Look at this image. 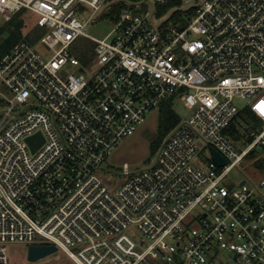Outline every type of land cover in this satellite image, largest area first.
Instances as JSON below:
<instances>
[{
	"label": "built area",
	"instance_id": "built-area-1",
	"mask_svg": "<svg viewBox=\"0 0 264 264\" xmlns=\"http://www.w3.org/2000/svg\"><path fill=\"white\" fill-rule=\"evenodd\" d=\"M23 9L45 32L0 59V264L10 242L55 245L74 264H264V0H0V19ZM106 18L104 38L87 33ZM67 64L79 72L63 77ZM171 97L189 113L152 164L124 162L115 179L107 159ZM246 97L262 122L241 121L236 140L225 130ZM244 160L262 177L233 187Z\"/></svg>",
	"mask_w": 264,
	"mask_h": 264
},
{
	"label": "rangeland",
	"instance_id": "rangeland-1",
	"mask_svg": "<svg viewBox=\"0 0 264 264\" xmlns=\"http://www.w3.org/2000/svg\"><path fill=\"white\" fill-rule=\"evenodd\" d=\"M197 0H192L196 2ZM187 3H184V7ZM87 14V13H86ZM21 17L25 22L24 32H27L37 26V20L39 16L28 10L23 9ZM4 23L3 18L0 19V26ZM115 25L114 19H99L96 22L89 23L87 26V33L95 38H104L109 32L112 31ZM5 39V35H0V43ZM37 49L45 56L50 57L49 52L42 44L36 43ZM95 63L91 64V69H85L84 72L88 75L93 74L97 70ZM79 72V65L67 64L60 74L66 77L69 73ZM236 104L243 108L251 103V98H238ZM174 108L176 112L181 116H186L189 111L184 106L183 102L178 98L174 100ZM158 121H159V109H153L148 113L143 123L138 126L136 132L126 139L113 151L110 157L105 162V168L115 171V179H119L123 170L124 162L129 164L131 171L144 169L152 164L155 158V152H153L151 146L157 138L158 133ZM246 143L248 140L246 138ZM262 149H258V152H262ZM199 156L205 161L211 157V149L208 147L204 149ZM256 167L247 164V160H244L241 164V169L234 168L229 174V182L231 186L235 187L242 179H247L248 184H251V179L255 182H259L262 173L255 169ZM37 242H47L46 239L39 237ZM29 243L26 242H10L8 243V254L10 257V264H74V262L67 257L62 251H58L56 254H61L60 258H55V254L49 255L44 259L32 262L28 260V247ZM48 260V261H46Z\"/></svg>",
	"mask_w": 264,
	"mask_h": 264
},
{
	"label": "trees",
	"instance_id": "trees-1",
	"mask_svg": "<svg viewBox=\"0 0 264 264\" xmlns=\"http://www.w3.org/2000/svg\"><path fill=\"white\" fill-rule=\"evenodd\" d=\"M172 5V4H171ZM167 6L166 8L170 7ZM21 12L16 14L10 21L4 22L0 26V35H5V39L0 43V59L13 47V45L22 38L35 42L44 32L45 29L35 26L28 33L24 32L25 22L21 17ZM94 43L87 38L80 37L76 41L74 54L83 62L88 63L94 56ZM174 97L164 101L159 108L158 133L156 140L152 143V150L156 153L164 137L179 123L181 116L174 108ZM241 121L252 122L261 125V119L249 107L242 108L234 121L225 130L226 134L231 135L234 139L241 138ZM251 153L249 157H252ZM257 167L264 172V158L257 161Z\"/></svg>",
	"mask_w": 264,
	"mask_h": 264
},
{
	"label": "water",
	"instance_id": "water-1",
	"mask_svg": "<svg viewBox=\"0 0 264 264\" xmlns=\"http://www.w3.org/2000/svg\"><path fill=\"white\" fill-rule=\"evenodd\" d=\"M29 141L33 147V149H36L40 143L43 141V137L40 133L33 135L29 138ZM214 159L219 165H223L225 160L224 158L219 154L218 151L213 150ZM57 251V246L55 245H29L28 247V260L35 262L38 260H41L43 258H46L47 256L55 253Z\"/></svg>",
	"mask_w": 264,
	"mask_h": 264
},
{
	"label": "snow or ice",
	"instance_id": "snow-or-ice-1",
	"mask_svg": "<svg viewBox=\"0 0 264 264\" xmlns=\"http://www.w3.org/2000/svg\"><path fill=\"white\" fill-rule=\"evenodd\" d=\"M262 110H264V109H262Z\"/></svg>",
	"mask_w": 264,
	"mask_h": 264
}]
</instances>
